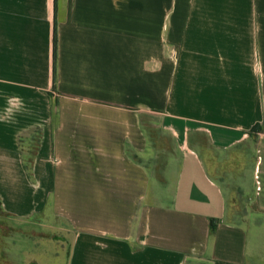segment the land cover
I'll return each mask as SVG.
<instances>
[{"label": "crops", "instance_id": "crops-1", "mask_svg": "<svg viewBox=\"0 0 264 264\" xmlns=\"http://www.w3.org/2000/svg\"><path fill=\"white\" fill-rule=\"evenodd\" d=\"M49 222L66 264H264V0H0V264Z\"/></svg>", "mask_w": 264, "mask_h": 264}, {"label": "rangeland", "instance_id": "rangeland-1", "mask_svg": "<svg viewBox=\"0 0 264 264\" xmlns=\"http://www.w3.org/2000/svg\"><path fill=\"white\" fill-rule=\"evenodd\" d=\"M33 231L30 237H24L25 235L21 233H13L11 236V241L17 243L13 258L14 264H27V261L34 260L40 264L67 263L70 250L67 232L57 228L56 222L55 224L49 222V226L42 227L34 225Z\"/></svg>", "mask_w": 264, "mask_h": 264}, {"label": "trees", "instance_id": "trees-1", "mask_svg": "<svg viewBox=\"0 0 264 264\" xmlns=\"http://www.w3.org/2000/svg\"><path fill=\"white\" fill-rule=\"evenodd\" d=\"M258 126L259 125H256L254 127V129L257 130L258 129ZM24 164H25V167H26V169H27L28 174L30 175V177H33V168H32L33 164H32V162L26 160L24 162ZM214 230H215V224H212V231H214Z\"/></svg>", "mask_w": 264, "mask_h": 264}, {"label": "water", "instance_id": "water-1", "mask_svg": "<svg viewBox=\"0 0 264 264\" xmlns=\"http://www.w3.org/2000/svg\"><path fill=\"white\" fill-rule=\"evenodd\" d=\"M29 264H40V263H38V262H36V261H32V262H30Z\"/></svg>", "mask_w": 264, "mask_h": 264}]
</instances>
